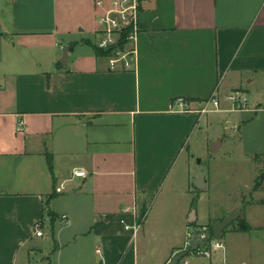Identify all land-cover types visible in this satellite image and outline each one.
Wrapping results in <instances>:
<instances>
[{"label":"crops","instance_id":"0c3cea01","mask_svg":"<svg viewBox=\"0 0 264 264\" xmlns=\"http://www.w3.org/2000/svg\"><path fill=\"white\" fill-rule=\"evenodd\" d=\"M5 1L0 264H32L43 248L41 264H172L189 228L213 227L239 207L251 231H237L234 221L224 230L225 252L190 264H264V0H138L132 66L117 69L91 44L103 13L96 0ZM83 43L91 49L80 52ZM236 90L248 96V109L226 99ZM214 93L220 107L201 115ZM181 97L196 111L175 110ZM203 118L225 126L212 152L243 135L242 153L256 162L245 187L259 198L211 208L217 167L182 158ZM78 168L89 175L72 178ZM170 200L174 221L166 218ZM122 220L142 222L136 237ZM47 231L53 248L39 245Z\"/></svg>","mask_w":264,"mask_h":264},{"label":"built area","instance_id":"2783aa9c","mask_svg":"<svg viewBox=\"0 0 264 264\" xmlns=\"http://www.w3.org/2000/svg\"><path fill=\"white\" fill-rule=\"evenodd\" d=\"M96 5L103 10V13L99 16L100 30L98 31V38L96 45L103 50H110L116 52L117 55L109 57V64L112 69H117L121 64L126 67L132 66L128 57L134 55L135 49L133 46L136 36V22L139 14V2L138 0H96ZM127 31V32H126ZM125 41V46L130 47L128 51L121 49L122 41ZM234 109L246 110L249 108L248 96L240 91L236 90L226 96ZM175 110L179 112L189 113L196 111L192 102L187 98H177L174 102ZM220 107V99L216 93H214L209 99H207L203 107L197 112L201 115L208 114L213 108L218 109ZM23 121H19V129H23ZM89 172L84 168L75 169L72 173V178H86ZM66 189V182H63L56 187V191L59 193L64 192ZM66 219V216H64ZM127 230L133 232V236L136 237L137 233L142 228V222L139 221L134 225L126 224L125 220H122ZM193 228H189L187 232V240L183 250H185L190 244L189 240L193 235ZM198 233V238L201 240L207 239V243L204 246H199L195 250H191L185 257H191L189 260L182 258L183 264H190L192 259L207 258L211 259L216 252L226 251V244L223 239H217L214 234L210 232L207 225L195 228ZM35 233L37 236L43 235L41 223L35 224Z\"/></svg>","mask_w":264,"mask_h":264},{"label":"rangeland","instance_id":"374dc122","mask_svg":"<svg viewBox=\"0 0 264 264\" xmlns=\"http://www.w3.org/2000/svg\"><path fill=\"white\" fill-rule=\"evenodd\" d=\"M6 3L7 1L0 0V8H7V6L5 5ZM5 21V15H3V13L0 11V22H2L6 30L9 28L8 24ZM125 45V41L123 40L121 49L124 51H128L130 47L126 48ZM87 47L91 49L90 46L83 43L81 47H78V50L81 49L80 52H84L82 49H87ZM114 55H117V53L110 52L109 56L106 57L109 59L110 56ZM209 116L210 118H212L211 115ZM224 127L225 126L223 124H220L217 120L209 119L207 122V120L203 118L199 122V126H197L191 134L184 148V154L182 157L183 160H186L187 158H194L195 164L203 161V163H207L210 166L215 165L217 167L220 173V181L218 182L217 190H219L220 192L218 195H216L217 197L213 200V202L210 203V206L213 209H218L223 205H228L237 198L241 199L242 197L247 200H252L253 198H259L261 196L260 194L255 193H253L252 196V194H250L245 187L246 184L250 183L252 180L251 177L254 173L253 169L256 165V162L254 160L248 159L243 155L241 147L242 138L240 137V135H243L241 133L240 135L234 134V138L232 140L226 139V143L223 148H220V150H218L217 152H212L211 143H218L221 136L225 135ZM235 135L237 136L235 137ZM175 207V202L170 200L166 216L168 221H174V214L176 212ZM41 242H43L46 247L53 248L55 245L54 238L48 231L45 237L40 239V246H42ZM47 255L48 248L35 250L32 253V256L34 258L32 264H41L42 259H46L45 256ZM190 258L191 257L187 256L184 259L189 260Z\"/></svg>","mask_w":264,"mask_h":264},{"label":"water","instance_id":"95a60500","mask_svg":"<svg viewBox=\"0 0 264 264\" xmlns=\"http://www.w3.org/2000/svg\"><path fill=\"white\" fill-rule=\"evenodd\" d=\"M0 34H7L4 32L1 26L0 22ZM69 46H66L63 51V57L61 59V63L66 65L67 60L69 57ZM216 148H212V151L217 150V145L214 144ZM207 175V166H204L203 171L201 172L199 176V182L202 183L201 185L197 184L198 188L203 189L205 188V177ZM242 207L237 208L233 212H231L227 217H225L223 220H217L213 224V234L217 239H222L224 235V230L234 221L238 220V218L241 215ZM207 243V239L201 240L198 238L197 230L193 229V235L192 238L189 240V246L180 252L177 256H175L172 260V264H179V262L182 260L183 257H185L191 250L197 249L199 246H204Z\"/></svg>","mask_w":264,"mask_h":264},{"label":"trees","instance_id":"16d2710c","mask_svg":"<svg viewBox=\"0 0 264 264\" xmlns=\"http://www.w3.org/2000/svg\"><path fill=\"white\" fill-rule=\"evenodd\" d=\"M127 32V31H126ZM123 42V41H122ZM94 50H95V53L97 54V56L99 57H106V56H109L110 54V50H103V49H100L98 48L95 43H91ZM49 163H50V166L52 168V156H49ZM261 183L262 181H260L259 183L256 182V186H255V189H258L260 186H261ZM54 197V196H52ZM51 197V198H52ZM238 221H239V226L238 228L236 229L237 231H251L252 227L244 220L241 221V218H238ZM231 224H234V223H231ZM210 229V232L213 234V227H212V223H209L207 225ZM194 227L195 228H198V226L196 224H194Z\"/></svg>","mask_w":264,"mask_h":264}]
</instances>
